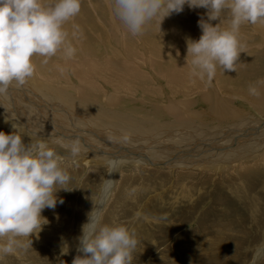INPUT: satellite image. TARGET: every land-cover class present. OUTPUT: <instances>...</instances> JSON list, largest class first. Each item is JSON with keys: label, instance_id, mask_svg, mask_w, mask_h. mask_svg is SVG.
<instances>
[{"label": "rangeland", "instance_id": "rangeland-1", "mask_svg": "<svg viewBox=\"0 0 264 264\" xmlns=\"http://www.w3.org/2000/svg\"><path fill=\"white\" fill-rule=\"evenodd\" d=\"M42 2L48 3L50 0H42ZM205 13L204 8L189 9L185 5L180 13H172L165 17L161 25L158 17L153 18L145 26L142 34L133 36L115 18L112 11V0H81L80 13L64 25L76 49L72 58L80 61L84 56L87 63L98 66L99 60H104L105 55L106 58H110L115 53L121 59H125L128 55L127 57L132 61L138 60L139 65L142 64L140 69L148 74V81L152 82L145 84L146 87L136 86V92H133V95L131 92L134 87L122 90L117 95L116 104L109 106L105 104L107 101L106 98L103 99V96L110 94L112 89L106 83L97 80L101 87L98 97L99 93L102 94L94 106L103 103V107L96 108L94 116L99 126H89L87 122L82 121L84 118L78 117L83 108H80L78 112L66 108L68 109L66 116L70 115L75 119L80 129L78 131L85 132L92 129L101 131L100 126L104 125L102 121L104 119L100 115L105 117L103 114L107 113V109H115L119 113L118 119H121L120 113L130 114L135 118H145L142 114H152L151 110L156 106L165 105L164 109H166V105L171 102L179 103L178 101L183 100L184 96L170 93L161 75L162 67L167 64L166 58L174 56L170 53L174 50L178 52L179 58L186 62L187 41L198 39L201 35L197 22L201 18L207 20ZM228 19V13L225 10L220 17L222 27L227 26ZM211 23L215 25L219 23V20ZM73 25L76 26L75 29ZM74 30L80 34L75 40L71 38V32ZM238 39L243 45V52L239 56L243 58L241 59L243 64L252 66L253 69L260 66L259 69L262 70L264 63L260 65L252 56L264 50V21H259L255 25L242 24ZM125 43L132 46L127 47ZM84 47L89 50L88 52L93 53L82 55ZM131 49L135 56L129 54ZM139 55L140 59L137 58ZM60 56L62 55H58L59 58ZM58 57L49 58L48 61L51 62L55 58L59 60ZM39 58L43 59V57H38V62L41 63L42 59ZM72 58L65 59L66 63H70ZM146 59L147 61H144ZM153 59L160 60L157 62L158 65L160 64L158 67H156V61L150 63ZM66 63L64 65L68 77L73 84H76L75 78L69 71L70 64ZM113 71L120 77L128 75L126 71L117 69ZM34 75L36 76L35 72ZM258 76H264V74L252 77ZM38 79L32 78V81L27 80L25 84L31 88L35 87V92L40 91ZM206 83L204 81V88L207 87ZM149 85L151 89L147 88ZM202 89L198 94L195 90L191 92V99L193 98L196 102L193 105L190 104L191 106L185 112L187 116L200 114L197 113L200 109L210 111L208 103L205 102L207 100L202 99L207 96V93H204L207 92V88L205 91ZM27 96L29 100L42 102L40 98H31L29 94ZM1 97L3 101L7 100V95L1 94ZM230 100L239 111L243 110L250 118L253 116L258 123L259 119L264 120L259 108L252 106L250 100L240 97L232 98V96ZM226 103L231 108L233 107L230 102ZM43 109L48 111L45 105L41 110ZM260 109L264 112V105ZM166 111L157 113L155 118L151 117L155 131L158 130L156 128L164 130L175 123V116L172 118V115ZM3 121L2 124L0 123V130L6 133L13 131L7 126L6 117ZM213 122L217 124L216 120ZM52 123L53 121L44 122L37 128L39 131L50 133ZM197 123L200 124V122ZM59 124L72 127L70 123L61 122ZM210 124L216 127L211 121ZM57 127L59 133L73 131L68 127ZM83 127H86L85 130ZM39 136V141L48 143L65 158L61 166L68 171L70 181L63 187L68 188L69 191L58 190L56 196L58 199L62 198L63 203H58L54 210L45 208L42 211L41 215L47 221H44L45 224L38 234L31 235V247L27 250H18L14 255L0 258V264H71L75 256L83 255L78 251L81 226L87 221V214L98 206L103 209V223L123 224L129 230L134 231L138 243L132 253V264H253L254 256L255 264H264V164H254L257 161L256 157L264 151H257L258 155L253 156L254 153L244 157L245 159H239L240 161L220 162L214 168L209 161L205 162L208 165L201 163L199 166H194V164L175 168L165 164H150L149 166L145 161L136 163L134 160L141 156L134 152L129 154L130 160L134 157L132 162L126 160L121 164H112L110 167L107 160L104 162L103 158L93 160L90 149L73 158L66 149L60 146V143L50 142L42 135ZM22 137L25 143L35 144L38 141L31 139V136L22 135ZM201 138L207 142L214 139L208 135L201 136ZM113 166H115L114 171Z\"/></svg>", "mask_w": 264, "mask_h": 264}, {"label": "clouds", "instance_id": "clouds-1", "mask_svg": "<svg viewBox=\"0 0 264 264\" xmlns=\"http://www.w3.org/2000/svg\"><path fill=\"white\" fill-rule=\"evenodd\" d=\"M185 5L189 9L204 8L207 16V20L197 22L199 38L187 41L186 58H191L193 75L211 83L217 66L224 72L235 71L243 52L238 39L240 26L264 21V0H112V11L127 32L137 36L153 18L158 17L161 25L165 17L180 13ZM80 10L81 0H0V93L13 82L23 85L34 75V56L43 57V64L58 53L66 60L74 56L76 49L64 25ZM225 10L229 19L222 27L220 17ZM216 20L219 23L213 25L211 22ZM79 35L75 30L71 32L73 40ZM58 70L65 71L59 66ZM248 92L259 95L254 85ZM11 128L13 131L7 133L0 130V258L31 247V235L38 234L47 221L42 211L54 210L63 203L56 193L69 191L63 186L70 181L68 171L61 166L65 159L62 155L43 141L25 143L16 125ZM58 143L73 158L81 153L79 138ZM102 220L103 209L99 206L87 214L78 237V251L83 255L75 256L71 264H132L138 243L134 231Z\"/></svg>", "mask_w": 264, "mask_h": 264}, {"label": "bare ground", "instance_id": "bare-ground-1", "mask_svg": "<svg viewBox=\"0 0 264 264\" xmlns=\"http://www.w3.org/2000/svg\"><path fill=\"white\" fill-rule=\"evenodd\" d=\"M130 45L131 44H127L126 46L128 47ZM88 51L89 50L84 47V53L82 55L93 53ZM129 52L131 56H135L132 49ZM135 52L137 53V51ZM263 52L264 50L258 55L252 56L260 65L264 63ZM139 53L140 52H138V54ZM170 53L174 54V56L165 59L167 64L165 67H162L163 72H161V75L165 80L162 79L170 89V93L184 96L182 98L183 100L178 101L179 103L171 102V104L166 105V109H164L165 105L156 106L151 110L152 114H142L145 118H135L130 114L127 115L120 113L121 120L118 119L119 113L115 109H107V113L103 114L105 117L102 116V114L100 115V117H103L102 119H104H101L104 122V125L100 126V128H102L101 131L93 129L85 132L78 131L80 129L77 127L75 119L70 115L66 116L68 114L66 111L68 109L66 108H70L72 111L76 112H78L80 108H83V111L80 112V116L78 117L84 118L82 121L87 122L89 126H99L94 116L96 108L103 107V103L101 102L99 106H94L100 100L99 97L102 94L99 93L100 95L98 97V92H101V87L97 83V80L106 83L112 89L110 94L103 96V99L106 98L107 101L105 104H108L109 106H114L116 104L118 100L117 95L122 90H129L134 87L132 88V94L133 92H136V86H145V84L152 81H148V74L140 69L142 64L140 63L141 65H139L138 60L134 62V60L132 61L127 57L128 55L125 59L123 57V59H121L117 56L118 54L116 55L114 53L110 58L108 56V58H106L105 55V58L103 57L104 60H99V67L87 63L84 56H82L80 61H75L72 58V61L68 63L70 64L69 71L76 80V84H73L72 80L68 77L67 70L65 69L64 64L66 63V60L62 56L59 58L58 55L60 54L58 53L56 57H58L59 60L55 58L51 62L48 61L49 63L46 65L38 62L39 56H34L32 58L37 72L34 71L36 76L34 75L35 77L32 76L28 80L32 81V78L38 79V77L40 78L41 76L42 79H38L40 91L35 92V87H28L25 83L23 85H18L13 82L9 85L6 92L0 93V123L2 124L6 117L7 126L9 128H11L12 124H15L16 128H18L17 131L19 130L22 135L25 137L31 136V139L33 138L38 141L40 138L39 135H42L50 142L67 143L73 138H79L82 144L81 152L90 149L93 160L103 158L104 162L107 160L106 162L109 166L112 164H121V162H125L126 160L132 162L134 157L130 160L129 154H133L134 152L141 156L134 160L136 163L145 161L149 166L150 164H165L169 165L171 168L191 166L193 164L194 166H199L201 163H203V165H208L205 163L207 161L211 162V164H209L214 168V166L220 162H232L254 153L253 156L258 155L259 153L256 152L260 150L263 152L264 120L257 119L259 121L258 123L253 116L250 118V116L243 112V110L239 111L237 107L233 105L230 97H240L245 100H250V104L259 108L261 116H264V112L260 109L264 105V76H258L256 78L252 77L254 75H263L264 67L260 70V66L256 67V69H253L252 66H245L241 61L243 58L237 60L235 71L224 72L222 68L217 66L215 77L212 80V83L214 84L206 83V79H203L207 86L205 87L207 88V92H204L207 93V96H204V98H202V96L200 97L203 100H207L205 102L208 103L210 111L208 112V110L200 109L201 112L200 110L197 112L200 114L195 113L193 116H187L185 112L188 110L189 106L196 102L193 98L191 99V92L195 90L198 94L199 91H201V88L205 91L203 86L204 81L201 80L199 76L193 75L190 57L185 58V60L187 59L189 62L186 63L182 58H179L180 56L177 51L175 52L174 50ZM259 55L261 57H259ZM139 57L140 55L137 58L140 59ZM147 59L144 61H147ZM141 60L143 59L141 58ZM155 61L156 64L157 62H160V60L153 59L150 63ZM246 62L248 63V61ZM159 65L157 64L156 67ZM58 66L63 67L65 71L61 73L58 70ZM66 67H68V65ZM113 69L126 71L128 75L125 77L117 76ZM121 79H123V81H121ZM258 81L261 83H257ZM250 85H254L258 88V96L249 94L248 88ZM147 88H150V85L149 87L147 86ZM154 88L156 89L157 87ZM148 92L149 91H147V93ZM217 92L223 94L217 95ZM1 94L7 95L6 101L2 100ZM28 94L31 98H40L42 102L39 100L34 101L33 99L29 100L27 96ZM32 101L33 103H31ZM141 102H143L142 98ZM226 102H230L234 109H232ZM43 105H45L48 111L44 109L41 110ZM163 109L165 111L168 110L166 112L170 113L172 118L175 116V123H172V125H169L166 128L164 127V130L156 128L159 131H155L153 128L154 122L151 117L155 118L157 113H162L164 111ZM212 119L216 120L217 124H215ZM50 121H53L50 133L38 130V125ZM210 121L216 125L217 129L210 124ZM61 122L70 123L72 127L62 126L59 124ZM197 122H200V124L198 125ZM155 124L157 125V123ZM57 126L68 127L73 131L77 130L78 132L68 131L67 133V131H63L59 133ZM84 128L86 127H83V130H85ZM151 128H153L154 131ZM176 133H178L177 136H175ZM108 134L111 136L109 137ZM125 135L128 137L127 140L123 139ZM156 135L158 137H156ZM207 135L214 139L210 138L211 140L207 142L201 138V136ZM152 136L155 137L152 138ZM256 159L257 161L254 163L255 165L261 163L264 164V153L259 154ZM9 263L11 262L9 261Z\"/></svg>", "mask_w": 264, "mask_h": 264}]
</instances>
